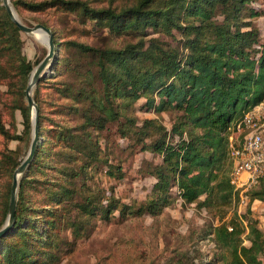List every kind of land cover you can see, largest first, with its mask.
Returning a JSON list of instances; mask_svg holds the SVG:
<instances>
[{
	"label": "trees",
	"instance_id": "1",
	"mask_svg": "<svg viewBox=\"0 0 264 264\" xmlns=\"http://www.w3.org/2000/svg\"><path fill=\"white\" fill-rule=\"evenodd\" d=\"M259 1L139 0L134 7L116 12L92 8L82 0H12L17 11L75 13L92 22L95 29L107 28L118 36L136 37L139 42L108 50L68 43L78 51L74 64L57 49L52 64L54 81L42 76L34 92L41 142L21 179L16 225L0 237V264H60L69 249L59 237L61 226L78 240L93 216L108 221L115 219L116 213L120 219L145 214L157 217L179 198L185 204L222 214L238 201L230 183L228 141L235 125L264 97V30L257 24L264 17V9ZM152 35L171 38L175 44L160 38L149 40ZM55 44L60 47L56 39ZM21 45V31L0 0V84L19 93L15 109L21 112L24 126L18 134L16 125L8 128L0 116L4 144L24 142L32 135L26 88L29 75L44 57L35 63L28 61L21 54ZM65 69L82 78L79 85L57 82L56 76ZM46 89L72 105L52 106L44 97ZM142 99L146 100L145 107L158 115L180 114L170 130L155 120H145L139 128L135 120L126 117L125 111ZM52 115L83 122L78 127L62 126L63 122ZM110 123L122 124L123 137L133 146L161 158L158 164L146 163V177L154 183L150 198L138 208L107 195L99 206L92 195L85 197L80 189L87 171L103 165L112 176L119 171L123 177L121 169L102 155L105 152L99 133ZM23 160L21 153L7 145L0 151V168L8 167L10 175ZM40 168L65 178L60 189L49 188L58 183L46 186L56 208H33L28 201L27 191L37 189L33 173ZM250 196L248 211L254 201H264V178ZM8 211L9 204L5 214ZM209 234L223 253L219 262L262 264L264 232L256 223L250 224V246L243 245L242 230L233 227L230 231L226 224L212 227Z\"/></svg>",
	"mask_w": 264,
	"mask_h": 264
},
{
	"label": "rangeland",
	"instance_id": "2",
	"mask_svg": "<svg viewBox=\"0 0 264 264\" xmlns=\"http://www.w3.org/2000/svg\"><path fill=\"white\" fill-rule=\"evenodd\" d=\"M24 1L40 3L50 0ZM82 1L87 2L92 8L111 9L116 12L134 7L139 2V0ZM1 2L3 5L2 0ZM259 6L264 9V0L259 1ZM13 8L24 25L28 27L47 25L52 32H55L53 33L54 42L56 39L60 43V47L55 44V54H57L59 48L62 50L60 53L67 56L73 64L77 60L78 51L69 47L68 43L76 42L92 48L108 50L124 49L128 45H135L139 42V39L133 36H118L110 33L107 28L95 29L92 22L82 19L75 13L66 14L56 9L32 13L24 9L17 11L14 5ZM257 24L264 30V17L259 18ZM174 33L177 40H181L179 34L176 31ZM44 37L46 40L41 41L37 38V35H28L21 31V54L28 61L35 63L43 57V60L46 58L49 50L46 44L48 38L47 35H44ZM151 38H160L169 41L170 45L175 44L171 38L161 35H152L148 39ZM53 61L42 74L44 78L52 79L55 76L56 71L52 68ZM32 73L29 75L27 88ZM52 80L54 81V79ZM56 80L57 82L77 86L82 78L65 69L60 75L56 76ZM39 83L33 90V98ZM19 85L22 87L24 83L21 82ZM27 88L25 104L28 106ZM15 90V88L11 89L6 84H0V116L8 128L15 124L19 134L23 132L24 126L21 112L15 109L19 99V93ZM44 97L52 103V106L72 105L71 101L62 99L51 89L44 90ZM145 104L146 100L142 99L134 107L125 111L126 117L135 120L139 128H142L145 120H155L170 130L172 124L180 116L179 113H162L158 115L153 109H147ZM55 115L52 116L55 120L63 122L64 125L62 126L78 127L83 122L76 117ZM30 116L32 123L31 111ZM125 119H123V123H125ZM123 128L124 126L120 123H110L104 132L99 133L101 146L103 152H105V154H102L103 158L108 159L109 164L112 166L119 167L123 177L120 178L119 171L114 173L115 176H112L107 166L103 165L98 170H88V176L80 183L82 194L85 197L92 195L96 201L95 203L99 206L102 198L106 195L112 196L133 208H138L151 196V187L154 181L146 177V163L154 162L158 164L161 162V158L141 151L139 145L133 146L129 138L123 137ZM39 142H41V139ZM31 143L32 135L30 139L24 142L13 141L7 144H4V139L0 136V151L5 149L7 145L9 150L21 153L25 160L30 151ZM58 150L60 149H56V151ZM15 171L10 175L8 167L6 169L4 167L0 168V230L5 226L8 219V213L5 214V210L6 206L10 205L11 193L8 195V190L10 185L12 189ZM33 179L37 181V189L27 191L30 205L33 208H56L57 205L51 202L50 191L49 189L46 190V186L58 183V186L49 188L51 190L60 189V182L65 181L63 175L50 169L40 168L33 173ZM45 182L49 184L45 185ZM76 202L82 203L84 200L76 199ZM59 208H62V206L59 205ZM88 222L86 233H82L83 237L78 240L74 239L75 236L71 230L63 228V225L61 226L59 237L67 242L68 245L65 248L69 249L64 253L60 264H198L200 262L223 264L219 262V257L223 253L216 248L211 239L212 235L209 234L212 227L226 224L230 231L233 227H236L242 230L243 245L250 246V224L256 223L258 228L264 232V201L257 200L248 211L247 208H240L238 201L234 200L225 209V212L220 214L219 211L201 209L197 204H185L179 198L157 217L145 214L139 217L120 219L119 213H116L115 219L111 221L103 220L101 216H93L88 219ZM261 258L262 264H264V255Z\"/></svg>",
	"mask_w": 264,
	"mask_h": 264
},
{
	"label": "built area",
	"instance_id": "3",
	"mask_svg": "<svg viewBox=\"0 0 264 264\" xmlns=\"http://www.w3.org/2000/svg\"><path fill=\"white\" fill-rule=\"evenodd\" d=\"M228 154L232 163L230 183L238 194L240 208L246 209L251 192L264 178V97L233 128Z\"/></svg>",
	"mask_w": 264,
	"mask_h": 264
},
{
	"label": "water",
	"instance_id": "4",
	"mask_svg": "<svg viewBox=\"0 0 264 264\" xmlns=\"http://www.w3.org/2000/svg\"><path fill=\"white\" fill-rule=\"evenodd\" d=\"M2 1H3V5L5 6L10 18L22 32L28 35H34L37 32L44 33L45 35H47L48 39H47L46 44L48 45L49 50H48V54L46 58L33 71L29 86L27 88V103H28V107L32 114V126H33L32 143H31V148H30V151L27 157L22 162V164L16 169L14 173V180H13V185L11 189V199H10V205H9L8 219H7L5 226L0 230V237L5 236L8 233V231L16 225L15 215H16L17 200H18V190L20 186L19 181H20V178L25 174V172H27L28 168L32 164L36 156V150H37V146L40 140L38 108L33 98V90L36 87V85L39 83V81L41 80L42 74L50 66L55 56V42H54L53 32L49 28L43 25H38L36 27H28L24 25L19 20V18L15 16L14 8H13L11 0H2Z\"/></svg>",
	"mask_w": 264,
	"mask_h": 264
},
{
	"label": "bare ground",
	"instance_id": "5",
	"mask_svg": "<svg viewBox=\"0 0 264 264\" xmlns=\"http://www.w3.org/2000/svg\"><path fill=\"white\" fill-rule=\"evenodd\" d=\"M14 13H15V16L18 18V16H17L15 10H14ZM34 35H37V38L41 39V41H45V40H46L45 37H44V35H45L44 33L37 32V33H35ZM45 36H46V35H45ZM46 43H47V42H46Z\"/></svg>",
	"mask_w": 264,
	"mask_h": 264
}]
</instances>
